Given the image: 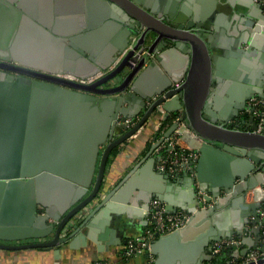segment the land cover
<instances>
[{"label":"water","instance_id":"95a60500","mask_svg":"<svg viewBox=\"0 0 264 264\" xmlns=\"http://www.w3.org/2000/svg\"><path fill=\"white\" fill-rule=\"evenodd\" d=\"M90 1L99 14L84 23L74 17L81 9L60 0H0V248L94 240L98 219L126 205L130 216L139 202L148 210L157 199L167 213L179 208L190 217L149 243L153 264H203L215 257L214 241L233 236L242 244L228 249L235 260L263 251L261 199L245 201L248 191L264 189V115L259 128L256 108L247 105L264 100V76L247 65L259 61L264 70L262 8L254 0ZM112 31L116 37L103 42ZM124 51L92 84L56 76L86 79ZM119 116L138 122L120 133ZM151 122L159 131L170 122L163 138L184 125L199 140L194 177L173 176H184L181 199L166 194L177 190L173 178L154 170L159 133L104 189L113 149ZM195 185L213 206L200 205ZM36 239L46 240L25 243Z\"/></svg>","mask_w":264,"mask_h":264},{"label":"crops","instance_id":"0c3cea01","mask_svg":"<svg viewBox=\"0 0 264 264\" xmlns=\"http://www.w3.org/2000/svg\"><path fill=\"white\" fill-rule=\"evenodd\" d=\"M60 1H62L64 5H68L70 9L74 8V11L81 9L78 13L75 12L74 17L77 19L79 16L84 18V23H87L89 18H95L97 14H99V12L95 13L93 11L94 8L97 10V6H95L90 0ZM221 2L219 3L223 5ZM193 3L197 4L195 0H193ZM179 4L180 3H178V5ZM89 10H92L93 13ZM177 11L178 8L176 9V12ZM117 33L118 31H112L109 37L103 38V42L111 43ZM247 65H249L250 71L253 73L252 76H264V70H262L263 68L261 69L259 61H256V63L248 62ZM153 120L156 124L157 120L155 118ZM237 123L240 124L239 121H237ZM167 125L168 122L165 123L164 129L168 128L169 125ZM242 126H246V123ZM156 132L157 126L153 125L152 122L148 123L143 126L134 137L124 142L117 149V153L109 155L104 174L105 190L113 187L138 160L143 158L153 144V136L157 134ZM171 178H173V184L177 187V190L175 188L173 189V192H167L166 194L171 195L173 199H181L179 198L177 192H187L188 190L187 187H185L184 176L181 175L179 177ZM187 196L188 195H186V198L188 199L189 196ZM246 202L248 203V201ZM163 204L165 205V203ZM130 206L131 205L128 207ZM124 208L126 209L127 205ZM131 208L130 216L125 209L118 214L106 215L104 218L109 220L103 225V227H100V225L104 218L102 217L101 219H98V223L97 225L95 224L94 228L95 232L93 233L94 240L88 239L84 242L86 245L82 243L80 238H77L71 241L72 245L62 244L50 250H43L39 248L5 250L0 248V264H93L99 261L103 262V264H148L147 255H137L131 258H124L120 254L125 242L129 238H133L141 234L148 226V218L146 215L147 210L141 209L140 202L139 205ZM176 211L184 210L176 208ZM38 240L39 239L30 240L25 243L38 242ZM45 240L46 239H40L39 242H43ZM215 258L216 264H230L234 260L228 250H226V252L213 257L210 261L204 262L203 264H209Z\"/></svg>","mask_w":264,"mask_h":264},{"label":"built area","instance_id":"2783aa9c","mask_svg":"<svg viewBox=\"0 0 264 264\" xmlns=\"http://www.w3.org/2000/svg\"><path fill=\"white\" fill-rule=\"evenodd\" d=\"M254 2L257 3L264 11V0H254ZM134 40L135 38H132V43L134 42ZM124 53L125 51L122 52L120 55H118L114 64L109 66L107 70L99 71L96 75L88 77L86 79H78L69 75H56V76L80 84H85V85L92 84L98 79L102 78L108 72L113 70V68H115V65L120 61ZM247 105L249 107L256 108L253 115L256 118H258L259 121L258 123L260 128L264 115V100L260 101L255 98L250 99L247 102ZM157 110H158L157 113L163 112L160 106L157 108ZM137 122H138V118H122L121 116H119L115 121V126L120 133H124L132 129ZM163 129L161 130L158 136L159 138H162V141L155 147L152 153V156L154 158V169L158 173L167 174L170 177H173L175 174H180V173H185L189 177H194L195 175L194 169H195L196 161L198 159L196 145L199 144V140L197 141L194 135L190 133L189 130L186 129L184 125L179 126L178 129H176L167 138L162 137L164 131L167 128L164 130ZM139 131L140 129L137 131V133ZM136 134L131 136L129 139L134 137ZM257 189L259 188L257 187ZM196 190H197V194L201 195L199 197V202L203 208L211 207L214 205L215 199L210 194L203 193L199 191L198 188ZM262 191L264 192V189H262ZM203 196L205 197L208 196L209 201H206L203 198ZM254 200H255V192L253 190L248 191L246 193L245 201H248L249 203V202H253ZM260 201L263 210L262 211L257 210V213L261 220L264 218V197ZM146 215L148 218V226L138 236L129 238L125 242V245L120 251V254L124 258H131L137 255H147L148 264H153V256L150 254L149 251V243L157 239V237L159 236L168 235L182 228L189 220L190 215L186 211H176L175 213H167L165 210V205L157 199L150 200ZM261 234L264 235L263 226H261ZM241 245L242 244L240 238L233 236L231 238H223L221 240L214 241L212 243L211 250H212V254L216 257L219 256L223 251H226L233 246L239 248ZM262 258H264V249L263 251H260L259 249L255 248L249 250L245 256H240L237 264H247V263L256 264V262ZM93 264H103V262L99 261Z\"/></svg>","mask_w":264,"mask_h":264},{"label":"trees","instance_id":"16d2710c","mask_svg":"<svg viewBox=\"0 0 264 264\" xmlns=\"http://www.w3.org/2000/svg\"><path fill=\"white\" fill-rule=\"evenodd\" d=\"M168 124L170 125V122H168ZM160 132H161V131L157 130L156 133H159V134H160ZM115 153H117V148L113 149V151L111 152V155H113V154H115ZM224 252H226V251H223L222 253H224ZM222 253H221V254H222ZM221 254H220V255H221ZM237 262H238V260H233V262L230 263V264H237ZM209 264H216V258L213 259V261H211Z\"/></svg>","mask_w":264,"mask_h":264},{"label":"bare ground","instance_id":"6f19581e","mask_svg":"<svg viewBox=\"0 0 264 264\" xmlns=\"http://www.w3.org/2000/svg\"><path fill=\"white\" fill-rule=\"evenodd\" d=\"M256 191H257V193L255 192V197H257V199H263L264 192L262 190H259V189H257Z\"/></svg>","mask_w":264,"mask_h":264},{"label":"flooded vegetation","instance_id":"af4514ba","mask_svg":"<svg viewBox=\"0 0 264 264\" xmlns=\"http://www.w3.org/2000/svg\"><path fill=\"white\" fill-rule=\"evenodd\" d=\"M172 6H173V5H172ZM172 9H173V7H172ZM231 123H232L234 126H237V125H238L237 121H231Z\"/></svg>","mask_w":264,"mask_h":264}]
</instances>
